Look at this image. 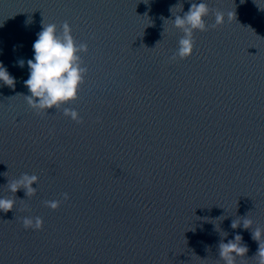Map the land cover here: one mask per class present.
I'll return each mask as SVG.
<instances>
[{"label": "water", "instance_id": "1", "mask_svg": "<svg viewBox=\"0 0 264 264\" xmlns=\"http://www.w3.org/2000/svg\"><path fill=\"white\" fill-rule=\"evenodd\" d=\"M191 3L0 0V62L15 77L0 81V196L15 200L0 209V264H226L220 244L237 233L247 251L236 264H257L264 0H207L209 27L194 30L191 55L173 56L183 31L172 19ZM65 20L88 43L87 71L75 98L38 110L26 60L43 25ZM26 172L36 192H12Z\"/></svg>", "mask_w": 264, "mask_h": 264}, {"label": "clouds", "instance_id": "2", "mask_svg": "<svg viewBox=\"0 0 264 264\" xmlns=\"http://www.w3.org/2000/svg\"><path fill=\"white\" fill-rule=\"evenodd\" d=\"M209 14L207 0H192L187 11L183 15L176 14L172 19L173 24L182 29L183 35L179 39V46L173 53V56L179 55L181 58L192 54L194 42L193 32L196 29L204 30L209 27L205 17ZM227 15L230 17L231 12ZM225 13L216 12L215 21L211 25L215 27L224 22ZM37 38L32 43V56L27 58L28 76L23 81L28 87L29 94L26 95L28 103L36 109L48 110L53 107H59L61 103L75 98L78 95L80 82L84 79L86 66L82 65L80 52L88 50L86 41L76 42L72 35L71 26L68 21H64L61 29L58 30L54 22L44 24L36 34ZM15 47V46H14ZM15 63L21 67L25 65L24 58H18ZM0 81L11 87H15V77L9 73L7 67L0 62ZM38 97V99H37ZM65 115L79 121L81 117L74 108H64ZM33 181H38L35 173H23L19 178L10 184V189L15 192L21 186H24L27 193H35L36 187H33ZM67 197L68 193H64ZM45 203L52 208L60 205V200H46ZM15 200L0 196V209L8 210L13 208ZM25 228L31 226L40 228L43 225L41 217L25 216L22 218ZM244 226L251 224L250 219H244ZM237 224L232 221V226ZM253 238L259 241L256 258L257 264H264V229L256 227L252 233ZM241 238L237 233L234 239L222 242L220 244V256L223 257L226 264H236V256L247 251L246 245L238 243L237 238Z\"/></svg>", "mask_w": 264, "mask_h": 264}]
</instances>
